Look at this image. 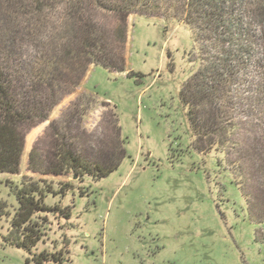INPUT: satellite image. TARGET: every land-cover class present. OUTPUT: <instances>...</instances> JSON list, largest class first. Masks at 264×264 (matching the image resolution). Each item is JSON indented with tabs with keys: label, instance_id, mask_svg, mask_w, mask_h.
Returning <instances> with one entry per match:
<instances>
[{
	"label": "rangeland",
	"instance_id": "1",
	"mask_svg": "<svg viewBox=\"0 0 264 264\" xmlns=\"http://www.w3.org/2000/svg\"><path fill=\"white\" fill-rule=\"evenodd\" d=\"M143 1L45 3L21 42L30 55L36 43L48 44L61 73L41 94L45 119L22 127L20 172L0 174V201L13 212L9 185L24 175L73 184L46 198L70 207V216L45 217L36 252L55 256L42 264H264V67L235 58L232 70L222 65L221 42L237 36L219 23L241 21L234 33L262 49L258 9L226 0L217 18L200 23L191 0ZM91 33L108 69L73 51L94 42ZM208 64H220L219 79L194 110L195 134L181 92ZM192 93L184 96L194 106ZM61 134L90 161L104 162L116 138L125 154L97 181L32 172L29 153L50 160ZM0 225L4 233L5 217ZM0 264L37 263L0 237Z\"/></svg>",
	"mask_w": 264,
	"mask_h": 264
},
{
	"label": "trees",
	"instance_id": "2",
	"mask_svg": "<svg viewBox=\"0 0 264 264\" xmlns=\"http://www.w3.org/2000/svg\"><path fill=\"white\" fill-rule=\"evenodd\" d=\"M47 1L51 0H0V174H19L24 150L22 127L38 119H45V102L41 94L44 89L54 90L61 73L60 60L55 50L51 52L52 56L48 55V44L36 43L34 52L30 55L27 53L24 42H21L24 34H30V26L40 23L39 15ZM68 1L73 3V0ZM125 1H131L134 8H141L145 3L143 0ZM133 1L137 3V7ZM191 1V6L196 8L197 21L201 23L204 19L205 22H210L213 18H217L221 3L226 0ZM251 1L255 3L259 13L256 16V22L264 26V0ZM229 2L234 3L235 0H229ZM185 23L187 26L190 25L189 21ZM219 23L223 28L230 30L227 33L231 34L232 38L237 36V39H233L234 42H221V45L226 47L224 53H221L224 57L222 65L230 66L232 70V62L235 58L238 63L255 60L264 67V48H254L253 43L244 42L241 37L238 38V34L234 33L236 29H243L241 21L235 23L234 19L229 17L226 20L221 18ZM88 40L94 42H81L80 47L73 51L81 57L88 58L86 59L88 63L108 69L106 60H103L101 56L98 59L95 53L97 50H102V42H95L96 39L92 33L88 35ZM216 65L220 64L202 65V69L187 80L181 92L182 102L187 108L188 120L193 128L192 133L195 134H199L200 131L196 127L198 124L195 123L194 110L198 109L201 112L200 107L203 105L204 97L216 90L215 83H218L217 79H219ZM186 89L194 91L191 94L192 98H196V101L192 102L194 106L185 100ZM55 133L57 136L58 133ZM111 150L112 152L107 155L104 162L90 161L74 148V143L68 142L67 138L61 134L54 142L51 159L47 161L32 150L29 153L28 168L39 174L70 176L77 181H83L87 176L97 181L114 171L119 164V159L125 154L117 138L112 143ZM9 188L16 198L17 205L10 213L6 210V204L0 201V218L5 217L8 224L4 233L3 226L0 225V237L7 245L33 255L37 264H42L50 257L54 259L55 255L44 251L36 252L43 236L45 217L57 212L68 218L70 207L62 210L57 204H48L46 198L57 194L64 196L69 189H73V184L47 181L42 178L35 179L24 175L20 177L18 183L9 185Z\"/></svg>",
	"mask_w": 264,
	"mask_h": 264
}]
</instances>
